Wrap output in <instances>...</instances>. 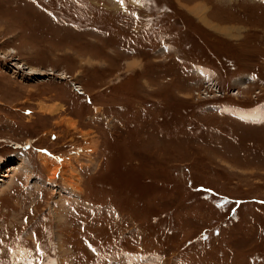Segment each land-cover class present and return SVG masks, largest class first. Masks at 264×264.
Returning a JSON list of instances; mask_svg holds the SVG:
<instances>
[{"label": "rangeland", "instance_id": "obj_1", "mask_svg": "<svg viewBox=\"0 0 264 264\" xmlns=\"http://www.w3.org/2000/svg\"><path fill=\"white\" fill-rule=\"evenodd\" d=\"M146 1L135 8L156 12L152 38L165 28L175 50L216 67L209 87L187 81L172 52L151 53L158 41L142 32L131 53L114 46L144 16L95 17L103 34L0 0V264H264V123L203 107L255 145L242 148L199 144L188 128L205 97L238 114L227 104L264 96V2ZM241 67L263 81L232 79ZM253 113L264 122V102Z\"/></svg>", "mask_w": 264, "mask_h": 264}, {"label": "flooded vegetation", "instance_id": "obj_2", "mask_svg": "<svg viewBox=\"0 0 264 264\" xmlns=\"http://www.w3.org/2000/svg\"><path fill=\"white\" fill-rule=\"evenodd\" d=\"M57 1L58 0H54V3L52 4L53 7L57 10ZM170 3H172L170 0H169ZM144 5H147V1L145 0L144 1ZM173 5V4H172ZM68 13L71 14L73 13L72 10H68ZM153 14H156V12H151L150 9L146 8V12L144 11V15H145V20L140 24L139 28L140 30L143 32V34L145 36H149L151 37L153 35V32L155 31L156 27H157V21L155 20L156 18H154L152 15ZM136 40H138L137 38H135ZM172 39V41L170 40ZM131 38H130V41L131 42ZM167 40H169V42L171 43V51L174 55L177 56L175 60V63L176 65L180 68V69H183V68H188L189 65L193 64V62L191 61H187L189 60V57L185 55V53H183L182 51H179V50H174V47L175 45H172V42H173V37L171 36H168L167 37ZM155 47H153L151 49V53H153V49ZM126 52V51H124ZM176 53H179L180 55L178 56ZM191 58V57H190ZM193 59V58H191ZM188 62L187 63V67H185L183 64H185V62ZM203 62V61H201ZM205 63V62H204ZM208 64L215 72L217 71L216 70V67L210 65L212 63H206ZM217 73V72H216ZM155 106H157V110H158V113H160L162 110H163V107L162 105H159L157 102H155L154 104ZM191 111H188V113H190ZM191 118L188 122V128L189 130L192 129V128H198L200 129L198 132H195L194 133V137L195 140L197 142L200 143H203L204 145H208V144H216L215 143V131H214V127H215V123H209V119H207V117H210V116H198V115H190ZM182 118H185V116H182ZM173 123V126L178 129H180V133H182L184 135L185 138H189V136L187 135L185 129L183 128V120L181 118H176L175 120L173 119L172 121H170ZM239 122V121H238ZM241 123V122H239ZM244 124V123H242ZM190 139V138H189ZM183 142V141H182Z\"/></svg>", "mask_w": 264, "mask_h": 264}, {"label": "bare ground", "instance_id": "obj_3", "mask_svg": "<svg viewBox=\"0 0 264 264\" xmlns=\"http://www.w3.org/2000/svg\"><path fill=\"white\" fill-rule=\"evenodd\" d=\"M257 3H258V2H257ZM241 4H242V3H241ZM241 4H240V5H241ZM194 6H195V5H194ZM261 6H263V5H261ZM256 7H257V6H256ZM252 8H253V7H252ZM258 8H260V7H258ZM253 9H254V8H253ZM199 15H200V14H199ZM204 17H205V14H204ZM222 31L227 33V30H225V29H223ZM229 31H230V30H229ZM34 72H37V73H38L39 71H35V70L32 71V73H34ZM39 73H41V72H39ZM211 107H212V106H211ZM209 109H210V108H209ZM72 123H73V122H72ZM56 169H57V167L52 168V170H50L51 174H54V172L56 171Z\"/></svg>", "mask_w": 264, "mask_h": 264}, {"label": "snow or ice", "instance_id": "obj_4", "mask_svg": "<svg viewBox=\"0 0 264 264\" xmlns=\"http://www.w3.org/2000/svg\"><path fill=\"white\" fill-rule=\"evenodd\" d=\"M134 2H139V0H134ZM35 235V234H34ZM37 247H39V246H37Z\"/></svg>", "mask_w": 264, "mask_h": 264}]
</instances>
